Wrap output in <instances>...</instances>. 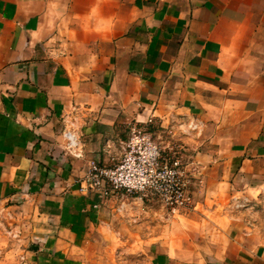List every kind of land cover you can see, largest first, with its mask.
<instances>
[{
  "label": "crops",
  "instance_id": "crops-1",
  "mask_svg": "<svg viewBox=\"0 0 264 264\" xmlns=\"http://www.w3.org/2000/svg\"><path fill=\"white\" fill-rule=\"evenodd\" d=\"M149 121L188 145L202 230L148 263L264 264V232L220 211L264 193V0H0V208L40 263L79 264L119 218L82 183Z\"/></svg>",
  "mask_w": 264,
  "mask_h": 264
},
{
  "label": "rangeland",
  "instance_id": "rangeland-1",
  "mask_svg": "<svg viewBox=\"0 0 264 264\" xmlns=\"http://www.w3.org/2000/svg\"><path fill=\"white\" fill-rule=\"evenodd\" d=\"M191 129L195 130L193 127ZM156 137L164 146L180 147L184 159L196 186V166L187 156L188 145L175 140L167 132L154 129ZM174 128L169 131L174 132ZM122 208L116 212L119 218H113L109 225L98 232V240L93 239L87 245L89 256L79 264H149L148 249L153 244L184 236L187 232L197 234L200 229L196 223V212H175L166 208L156 199H140L126 196L119 204ZM202 209V208H201ZM220 211L224 215L235 216L244 221L238 222V229L251 232H264V193L249 201L244 197H232L225 201ZM14 215V214H13ZM23 228V232L19 231ZM26 225L15 221L8 210L0 208V264H42L36 257L32 241L27 235ZM170 235H169V234ZM171 241V240H170Z\"/></svg>",
  "mask_w": 264,
  "mask_h": 264
},
{
  "label": "built area",
  "instance_id": "built-area-1",
  "mask_svg": "<svg viewBox=\"0 0 264 264\" xmlns=\"http://www.w3.org/2000/svg\"><path fill=\"white\" fill-rule=\"evenodd\" d=\"M152 121L134 123L120 158L111 166L89 165L81 189L105 197L137 196L158 199L179 212L194 207V181L180 147L164 146Z\"/></svg>",
  "mask_w": 264,
  "mask_h": 264
}]
</instances>
